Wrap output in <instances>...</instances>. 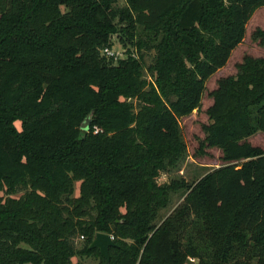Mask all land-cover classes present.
Instances as JSON below:
<instances>
[{
  "label": "trees",
  "instance_id": "trees-1",
  "mask_svg": "<svg viewBox=\"0 0 264 264\" xmlns=\"http://www.w3.org/2000/svg\"><path fill=\"white\" fill-rule=\"evenodd\" d=\"M114 1L0 0V264H264V152L246 141L264 133V55L209 92L199 146L224 164L157 182L186 155L178 117L264 0ZM112 34L124 58L102 52Z\"/></svg>",
  "mask_w": 264,
  "mask_h": 264
},
{
  "label": "rangeland",
  "instance_id": "rangeland-1",
  "mask_svg": "<svg viewBox=\"0 0 264 264\" xmlns=\"http://www.w3.org/2000/svg\"><path fill=\"white\" fill-rule=\"evenodd\" d=\"M114 5H123V0H115ZM264 31V5L257 6L244 25V33L241 41L230 51L225 64L211 74L204 82L201 97L197 109H193L189 114L178 117V125L182 140L185 144V157L178 169L167 172H161L157 177V182H168L170 179L183 178L187 182H191L206 171L224 164L220 159V150L216 147L204 146L199 144L203 140L204 132L202 126L208 122L205 110L211 103L209 92L215 88L216 80L219 77L234 75L237 71V64L242 61L245 55L252 57L264 55V44L259 43V38L254 33L256 31ZM112 55L116 58H124L125 48L118 41L117 35L110 36V48ZM142 60L144 67L152 61V52L143 51ZM143 76L149 79V76L143 70ZM135 102V100H132ZM17 124V123H16ZM18 125V124H17ZM246 141L254 146L259 147L264 152V133L256 131L246 138ZM23 190L18 189L16 196L20 195ZM78 193V181L73 182L71 196ZM181 191L172 193L169 204L159 210L158 218L162 219L172 208L181 200ZM82 237L75 235L73 244L75 248H79L82 244ZM98 259L94 255H75L71 258V263L75 264H97ZM19 264H31L28 262ZM185 264H196L195 259H188Z\"/></svg>",
  "mask_w": 264,
  "mask_h": 264
},
{
  "label": "water",
  "instance_id": "water-1",
  "mask_svg": "<svg viewBox=\"0 0 264 264\" xmlns=\"http://www.w3.org/2000/svg\"><path fill=\"white\" fill-rule=\"evenodd\" d=\"M88 119L85 118L81 123V128L86 129ZM113 245V240L110 235L105 232H96L88 244V248H96L99 255L105 260V263L108 261V247Z\"/></svg>",
  "mask_w": 264,
  "mask_h": 264
},
{
  "label": "built area",
  "instance_id": "built-area-1",
  "mask_svg": "<svg viewBox=\"0 0 264 264\" xmlns=\"http://www.w3.org/2000/svg\"><path fill=\"white\" fill-rule=\"evenodd\" d=\"M102 52H103L104 54L108 55V56H111V55H112L111 51H109L108 48H103ZM110 237H111V239H112V236H111V235H110Z\"/></svg>",
  "mask_w": 264,
  "mask_h": 264
}]
</instances>
